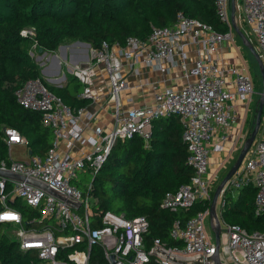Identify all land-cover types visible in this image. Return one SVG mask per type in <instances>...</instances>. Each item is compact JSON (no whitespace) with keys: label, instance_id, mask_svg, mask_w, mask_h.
Returning a JSON list of instances; mask_svg holds the SVG:
<instances>
[{"label":"built area","instance_id":"obj_1","mask_svg":"<svg viewBox=\"0 0 264 264\" xmlns=\"http://www.w3.org/2000/svg\"><path fill=\"white\" fill-rule=\"evenodd\" d=\"M229 5L230 0H214L216 16L229 26L227 33L178 13L172 25L152 27L145 39L129 37L124 46L103 42L98 49H89L87 60L74 65L70 74L82 85L79 97L89 101L99 98L92 90L97 69L106 77V103L112 118L109 129L94 124L97 113L85 107L74 111L47 89V84H54L50 80L56 72L28 80L16 91L18 103L39 113L41 125L51 132L49 148L43 154L28 155L25 137L13 128L2 129L8 154L7 160L0 159V171L25 180L0 178V222L16 228L14 237L21 250L35 252L42 264H147L150 260L156 264H215L214 236L204 231L209 207L185 221L174 219L170 237L181 245L168 246L153 239L147 248L146 218L128 219L110 211L92 216V197L84 195L77 183L85 172L94 177L117 141L137 137L147 144L155 121L180 117L188 151L186 163L193 175L189 183L165 193L160 208L178 215L197 203L210 202V193L218 181L216 171H209L210 156L223 151L230 128L244 126L254 95L247 70L225 71L212 58L232 36ZM236 12L264 65V0H241ZM22 35H33V29L22 31ZM183 41L199 46L206 57L199 56L187 67ZM175 53L181 60L179 66L186 84L180 89L155 90L151 103L134 105V99L126 95L122 60L131 69L133 63L141 62L167 73L177 64ZM237 104L243 108L242 118L235 112ZM13 146L25 148V159L12 158ZM224 163H230L228 158L217 167ZM26 180L44 185L54 194ZM248 184L256 189V212L264 215V106L254 143L222 190L221 207L226 192L238 191ZM14 199L22 201L30 212L25 223L21 213L11 207ZM218 218L220 262L264 264V229L247 232L238 225L225 224L219 215Z\"/></svg>","mask_w":264,"mask_h":264},{"label":"trees","instance_id":"obj_2","mask_svg":"<svg viewBox=\"0 0 264 264\" xmlns=\"http://www.w3.org/2000/svg\"><path fill=\"white\" fill-rule=\"evenodd\" d=\"M178 13L220 33L229 32V26L216 16L214 0H0V159L7 160L8 154L4 127L25 137L32 154H43L51 142V132L41 125L39 113L23 108L15 94L26 81L41 79L39 68L25 48L27 41L31 39L49 54L65 41L83 42L93 50L103 42L124 46L129 37L145 39L152 27L172 25ZM26 29H33L32 37L22 35ZM47 89L74 111L88 103L79 97L82 85L74 78L61 86L47 84ZM256 108L255 102L246 123L248 130L252 129ZM172 118L153 123L147 144L137 137L117 141L94 177L85 172L77 183L84 195L92 197V216L110 211L128 219L146 218L147 248L153 239L168 246L181 245L170 237L174 219L185 221L209 207V202L197 203L178 215L160 208L164 194L189 183L193 175L186 163L183 127ZM255 195L252 184L226 192L220 211L222 221L247 232L262 231L264 215L256 212ZM11 207L21 213L25 223L30 216L25 204L14 199ZM8 226L0 222V264H42L35 252L21 250L17 241L8 238L4 232ZM147 264L156 263L150 260Z\"/></svg>","mask_w":264,"mask_h":264},{"label":"crops","instance_id":"obj_3","mask_svg":"<svg viewBox=\"0 0 264 264\" xmlns=\"http://www.w3.org/2000/svg\"><path fill=\"white\" fill-rule=\"evenodd\" d=\"M240 2L241 0H236L235 4H239ZM229 13H230V5H229ZM235 17H236V23L237 22L239 23V24L237 23V25L239 26L240 30L245 34L246 27L241 21L237 19V12ZM183 42L185 43L184 46L185 59L183 61L185 62L187 67H191L194 61L199 56L206 57L205 51L199 48V46H196L194 44L185 41ZM71 45L74 47L76 46L84 47L85 50L83 51L79 48H77L76 50L72 49L71 51L74 54L68 56L69 54L66 50V46H63V48L61 50L59 49V51H61L60 57H61V61H64V64H62L61 61L59 60L60 62L59 68L56 66L55 61H53L52 59L51 60L48 59L50 55H48L47 53L42 54L41 58L45 56L44 61L40 65L42 67L41 71L43 75H48L51 72L59 73L61 69V65H64L65 70L69 73L68 80L73 78L70 74L71 67L79 62H83L87 60L88 51L90 47L86 48L85 46L77 45L74 43ZM50 54L56 55L53 53ZM66 57L68 58L67 60ZM212 58L225 71H228L231 68L247 70V67L243 64V60L239 56V53L236 52V50L233 49L230 45L228 46V44L226 43H224L221 46V49L218 52V54L216 56H213ZM174 59L176 60L177 64L174 67L170 68V71L167 73H160L158 71H155L151 67L141 62L133 63V69H131L129 63L127 61L122 60V64H123L122 73L128 85L126 95H130L134 99L133 102L134 105H144V104L147 105L151 103L152 94L155 90H163L168 88L180 89L186 84L187 80L184 72L180 69L179 62L181 60L177 53H175ZM70 64L71 66H69ZM97 72L98 75H96V77L93 80L92 90L94 94L98 95L99 98H97L96 101L88 100V103L85 106V108L87 111L97 113L96 120L94 121L95 125H100L105 129H109L112 127V118L109 110L110 105L106 103V97L108 95L106 77L103 75V73H101L100 69H97ZM68 80L64 76V79L60 81L59 84L58 82L56 84L57 86H61L64 85ZM235 112L238 118H242L243 108L239 104L236 105ZM250 114L251 111L250 113L247 114L246 122L242 128H240V126L238 125L230 128V130L228 131V139L224 144L223 151L220 153L211 154L210 170H209L210 173L217 171L221 168V167L220 168L217 167L218 163H220L221 161L223 162L225 159L229 158V156H231L232 154H235V156L238 155L241 149V144H243L245 140V134L247 132V129L245 130V128L247 127L246 123ZM14 147L19 148L21 146H14ZM12 158L15 159L14 157ZM23 159H25V156L23 157Z\"/></svg>","mask_w":264,"mask_h":264},{"label":"water","instance_id":"obj_4","mask_svg":"<svg viewBox=\"0 0 264 264\" xmlns=\"http://www.w3.org/2000/svg\"><path fill=\"white\" fill-rule=\"evenodd\" d=\"M236 0H230V25L231 28L234 32V34L239 38L241 44L248 50V52L252 55L255 63L258 66L259 73H260V78H261V91L258 93L259 98L257 100V108L255 111V119L254 123L252 126V130L249 134V136L244 140L242 147L237 155V158L235 162L232 164V166L229 168V170L226 172L225 176L221 179L219 184L215 187L213 191V195L211 197V200L209 202V223L211 227L212 234L214 236V241H215V255H214V263L215 264H222L219 260L218 257V250H219V245H220V223H219V218L218 215L216 214L215 207L217 203V199L220 197L222 190L227 183V181L238 171L240 168L244 158L250 151L254 140L259 132L260 129V124H261V116L263 112V106H264V65L262 60L259 57V54L257 53L256 49L252 45L251 41L247 38V36L240 30L239 26L236 23ZM74 44L85 46L86 48H89V44L75 41ZM60 50L63 48V46L58 47ZM38 53L45 54V52H42V49L38 50ZM51 58L53 61H55L56 66L59 68L60 67V62L57 58L56 55H51ZM52 85H57V84H52ZM28 155H31V151H28ZM0 178H5V179H14V180H20L23 181L22 177L15 176L6 172L0 171ZM26 182L31 183L49 193L54 194L51 190H49L47 187L44 185H41L39 183H36L31 180H26Z\"/></svg>","mask_w":264,"mask_h":264},{"label":"rangeland","instance_id":"obj_5","mask_svg":"<svg viewBox=\"0 0 264 264\" xmlns=\"http://www.w3.org/2000/svg\"><path fill=\"white\" fill-rule=\"evenodd\" d=\"M238 23V22H237ZM239 24V23H238ZM29 37H32L33 35H28ZM248 38V37H247ZM249 39V38H248ZM250 40V39H249ZM75 43V41H68V42H63L61 43L59 46H66V50L68 52V56H70L71 54L73 55L74 53H72V49H81V50H85L84 47H80V46H72L71 44ZM224 43L228 44V46L230 45L233 49L236 50V52L239 53V56L241 57V59L243 60V64L247 67V72L248 74L250 75L251 79H252V82H253V87H254V95H253V101L250 103V108H251V111L254 109V105H255V102L257 103V100L259 98V92L261 91V78H260V73H259V69H258V66L257 64L255 63L252 55L248 52V50L241 44L239 38L237 36H235V34H233L231 36L230 39H228L227 41H225ZM58 46V47H59ZM25 48L26 50L28 51L29 55L32 57L35 65L39 68V71L41 73V77L44 78V75L42 73V67L40 66L41 63L44 61L45 59V56L41 58L42 54L41 53H38V50L40 48H38L37 44L34 43L31 39L29 41H27L26 45H25ZM60 53L61 51H59V48H57L53 54H56L58 56V60L61 61V57H60ZM48 55L51 56V54L47 53ZM48 57V59H52L51 57ZM68 58L66 57V60ZM62 64H64V61H61ZM71 66V64L69 65ZM74 66L71 67V69L73 68ZM55 74H58L57 76L58 77H61V76H65L66 79L68 80L69 79V73L65 70V67L64 65H61V69L59 71V73H55ZM57 83V82H56ZM54 83V84H56ZM60 83V81L58 82V84ZM260 87V88H258ZM180 120V117H176V118H172V121L173 122H178ZM253 126V125H252ZM249 128V127H248ZM247 129V127L245 128V130ZM251 128L248 130L247 129V132L245 134V139L249 136L250 132H251ZM10 154L12 157H14L15 159H18V160H21L23 159L24 156H26V153L24 151V148L23 147H11L10 148ZM237 156H235V154H232L231 156H229L228 158V161L230 162L229 164H223L225 166L221 167L219 170H217L216 174H217V177H218V181L216 182L217 185L219 184V182L221 181V179L225 176L226 172L229 170V168L232 166L231 164H233L236 160ZM216 185V186H217ZM215 186V187H216ZM215 189V188H214ZM19 203H21L22 201L18 200ZM215 211H216V214L220 216V211H221V198L219 197L217 199V203H216V207H215ZM15 229L12 225H9L5 230V234L8 236L9 239L11 240H15V237H14V233H15ZM204 231L205 233L208 235V234H212V231H211V227H210V223H209V219H205L204 220Z\"/></svg>","mask_w":264,"mask_h":264},{"label":"bare ground","instance_id":"obj_6","mask_svg":"<svg viewBox=\"0 0 264 264\" xmlns=\"http://www.w3.org/2000/svg\"><path fill=\"white\" fill-rule=\"evenodd\" d=\"M51 77H52L51 80H50L51 83H56V82L62 81V79H63L61 77H57V74H54Z\"/></svg>","mask_w":264,"mask_h":264},{"label":"snow or ice","instance_id":"obj_7","mask_svg":"<svg viewBox=\"0 0 264 264\" xmlns=\"http://www.w3.org/2000/svg\"><path fill=\"white\" fill-rule=\"evenodd\" d=\"M14 139L16 138V137H13Z\"/></svg>","mask_w":264,"mask_h":264}]
</instances>
